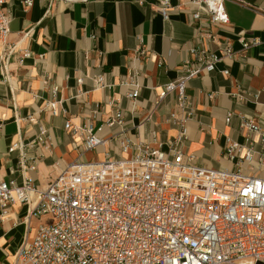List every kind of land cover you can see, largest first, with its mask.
<instances>
[{
	"label": "crops",
	"instance_id": "0c3cea01",
	"mask_svg": "<svg viewBox=\"0 0 264 264\" xmlns=\"http://www.w3.org/2000/svg\"><path fill=\"white\" fill-rule=\"evenodd\" d=\"M5 1L4 11L10 16L6 41L14 49L3 55L0 45V181L20 185L27 175L36 187L45 188L50 178L78 158L101 161L105 152L114 155L119 132L132 142L161 144V150L168 151L177 134V127L168 121L176 111L175 95H168L156 108L153 102L166 84L177 79L181 63L189 57L187 48L199 45L190 24V0H171L167 20L156 11V0H35L25 12L22 0ZM224 9L230 25L210 28L218 38L211 50L230 44L238 51L239 34L258 38L260 44L187 83L185 94L193 113L182 150L197 166L234 170L226 156V139L243 143L239 125L245 119L264 130V0H225ZM138 36L146 51L141 59L135 57ZM25 51L29 56L22 58ZM130 69L138 72L140 85L134 108L125 97L128 89L121 85ZM44 76L46 85L41 84ZM97 76L103 77L108 89L94 86ZM53 87L63 110L57 116L44 110ZM116 110L121 111L123 128L102 131L100 136L112 141L105 148L85 152L78 138L63 127L65 121L80 126L91 122L95 131ZM16 143L21 148L8 152ZM253 166L254 171L243 173L264 177L256 162ZM25 216L26 207L14 204L5 218L0 217V264H12L21 243L33 238L40 218H30L27 233Z\"/></svg>",
	"mask_w": 264,
	"mask_h": 264
},
{
	"label": "built area",
	"instance_id": "2783aa9c",
	"mask_svg": "<svg viewBox=\"0 0 264 264\" xmlns=\"http://www.w3.org/2000/svg\"><path fill=\"white\" fill-rule=\"evenodd\" d=\"M34 1L22 0V10L30 9ZM156 1V11L167 20L171 0ZM224 2H189L193 7L190 24L199 45L187 48L189 57L181 63L177 79L166 84L153 102L156 108L168 95H175L176 111L169 114L168 121L177 127V134L167 152L161 150V144L154 147L150 142H132L119 132L114 155L105 152L101 161L78 158L50 178L45 188L36 187L27 175L20 185L0 181L2 219L12 205L19 204L26 207L27 233L31 231L30 218L52 220L40 223L32 239L26 237L12 264H264V177L243 173L254 171V162L264 170V130L254 120L245 119L239 125L243 143L226 139V156L234 170L197 166L182 150L193 113L185 94L187 83L260 44L258 38L239 34L238 51L230 44L210 49L218 44L210 28L230 25ZM5 4L0 0L3 55L14 49L6 41L10 16L4 11ZM137 41L135 57L141 59L146 51L139 36ZM28 56V51L23 52L22 58ZM47 80L42 77L41 84L46 85ZM121 85L128 89L125 97L134 108L140 91L138 72L130 69ZM94 86L109 88L102 76L94 79ZM56 91L53 87L52 99L44 104L50 116L63 112L55 100ZM106 103L111 105L112 100ZM98 108L95 104L94 114ZM230 118L231 113L225 121ZM27 120L32 121V117ZM63 127L90 152L109 146L112 141L100 134L113 127L123 128V119L116 110L95 131L91 122L80 126L65 121ZM40 132L44 134L41 127ZM20 148V144H12L8 152Z\"/></svg>",
	"mask_w": 264,
	"mask_h": 264
},
{
	"label": "rangeland",
	"instance_id": "374dc122",
	"mask_svg": "<svg viewBox=\"0 0 264 264\" xmlns=\"http://www.w3.org/2000/svg\"><path fill=\"white\" fill-rule=\"evenodd\" d=\"M52 222L51 218L49 217H44L40 219V223L44 224V223H50Z\"/></svg>",
	"mask_w": 264,
	"mask_h": 264
}]
</instances>
